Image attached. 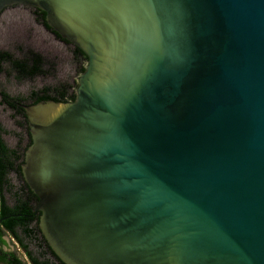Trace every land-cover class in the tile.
I'll list each match as a JSON object with an SVG mask.
<instances>
[{"label":"water","instance_id":"obj_1","mask_svg":"<svg viewBox=\"0 0 264 264\" xmlns=\"http://www.w3.org/2000/svg\"><path fill=\"white\" fill-rule=\"evenodd\" d=\"M15 5L88 58L74 102L22 106V172L55 255L264 264V0H0V14Z\"/></svg>","mask_w":264,"mask_h":264},{"label":"flooded vegetation","instance_id":"obj_2","mask_svg":"<svg viewBox=\"0 0 264 264\" xmlns=\"http://www.w3.org/2000/svg\"><path fill=\"white\" fill-rule=\"evenodd\" d=\"M18 7H23V6L15 5L12 7H8L1 12L0 17L6 15L9 9L18 8ZM23 8H27L33 12L35 19L38 22L39 28L42 30L43 33L49 36V39L55 42V44L57 45L56 49H58L61 46L65 48L66 51L67 50L70 51V57L67 60H61V59L58 60L57 55L59 52L57 51L55 53V56L53 55L54 56L53 59L55 61H51L50 59L51 55L45 49H43V51H40V52L36 50L31 51L29 54L34 53L38 55L37 57L40 56L42 58L41 65H36V62L33 61L32 63L33 71H35L36 66H38V68L39 67L41 68L42 72L40 74H35L33 78H27V79L47 77L46 79L49 80V83L47 86L43 87L40 90L41 95L43 94L44 90L48 89L50 92H56V91L60 93L70 92L72 95H76L77 97L78 89L80 86V79L84 73L83 69L87 67L88 58L86 59L84 57L81 50H78L79 48L63 40L62 38H59L60 36H58L53 31V29H51L47 25L46 16H44V14L40 12L41 10H38L35 8H28V7H23ZM0 51L12 54L11 52L6 51V50L0 49ZM37 57L35 56L36 59ZM13 59L20 60V59H17L14 55H13ZM37 63H39L38 59H37ZM65 63L66 65L64 66ZM5 64H10V63H5ZM4 65H3V68H4ZM64 67H66L65 68L66 73L63 72ZM51 71L57 72V76H54L53 74H51ZM13 72L19 75L17 71H13ZM20 78H24V77H20ZM17 104L20 107H22L23 105H31L33 103L32 101L24 100L22 102H18ZM17 115L22 117V121L19 122L18 125L23 130V136L16 134L14 138V143H12V146H9L6 140L4 139L6 144L9 146V148L21 156V159L14 166L15 170H18L19 167H21L22 169V166L25 163L26 152L33 142L32 136L30 133L29 123L25 116V112L22 115H19L17 113ZM4 136L5 134H3V138ZM13 176L17 179L16 175H13ZM13 186L14 188L12 190L4 189V191H3V188L0 186V215L2 214V208H3V200H4L3 196H5L6 198V194H10L11 196H9V198H6L7 205H9L11 208H15L18 205L19 200H16L13 197L14 193L18 191H21V192L28 191L27 188H24L25 184L20 183V181L18 183L13 182ZM21 202L22 204H28V206L32 209V212H33L32 214H25L24 216H25V222L29 223V228L35 231V235H33L32 237L25 236L23 234V227H22L23 225L22 223L20 224V222L17 223L18 226L14 228L15 230H5L2 224L4 221L10 219L11 216L6 217V220H4L5 218H0V220H3L0 223V264H33V261H32L33 259L29 255L30 252L41 263H47V261L50 259H53V261L56 262L50 252L51 248L49 246V243L41 230V226H40L41 212H36V207L39 203L38 197L37 199L35 198L31 199V198L25 197V198H22ZM19 216H12V217H19ZM18 236H19V239H18ZM20 239L23 240V242H21ZM23 244L28 247V250L24 248Z\"/></svg>","mask_w":264,"mask_h":264},{"label":"rangeland","instance_id":"obj_3","mask_svg":"<svg viewBox=\"0 0 264 264\" xmlns=\"http://www.w3.org/2000/svg\"><path fill=\"white\" fill-rule=\"evenodd\" d=\"M56 46L55 42L49 39V36L39 28L33 12L29 9L23 7L9 9L6 15L0 17V49L11 52L17 59L22 60L31 51L40 52L43 49L51 55V61H55L53 58L57 51L59 52L57 55L58 60L69 59L70 51H66L61 46L58 50ZM65 68L63 69L64 73H66ZM51 74L57 76L55 71H51ZM46 78H20L19 75L13 72L10 64L4 65V72L0 73V123L7 132L4 139L9 146L14 143L16 134L23 136V130L18 125L22 121V117L18 116L4 102L3 93L12 98L23 97L26 99L31 92L40 93V90L48 85L49 80ZM11 178L14 183L19 182L13 175H11ZM9 196L11 195L6 194V198H9Z\"/></svg>","mask_w":264,"mask_h":264},{"label":"trees","instance_id":"obj_4","mask_svg":"<svg viewBox=\"0 0 264 264\" xmlns=\"http://www.w3.org/2000/svg\"><path fill=\"white\" fill-rule=\"evenodd\" d=\"M44 16L46 14L43 11H40ZM60 38V37H59ZM80 50V49H78ZM82 52V51H81ZM83 53V52H82ZM84 57L87 59V56L83 53ZM38 55L31 53L29 54L25 59L23 60H14L13 55L7 52L0 51V73L4 71L3 65L5 63H10L12 66L13 71H17V73L20 75V77L24 78H33L35 74H40L41 68L36 66L35 71H33L32 63L33 61L36 62V65H41L42 58L39 56L37 59L39 60V63H37V59L35 58ZM86 68L83 69V72H85ZM4 102L13 110H15L19 115L24 114V110L22 107H20L17 103L22 102L24 100L32 101L33 104H37L43 101H50L53 100L55 102H61V103H68V102H74L76 100V95H72L70 92H63L60 93L58 91L56 92H50L48 89L43 91V94L41 95L38 92H31L30 96L26 99L23 97H15L12 98L8 94L3 93ZM6 130L0 123V186L4 189H10L12 190L14 188L13 181L11 178V175H16L17 179L20 181V183H24V188H27L28 191H18L14 193L13 197L16 200H19L18 205L15 208H11L9 205H7V201L5 196H3V208H2V214L0 215V218H6L10 217V219L3 222V227L5 230H15L14 228L18 226L17 223H22L23 227V234L25 236L32 237L35 235V231L33 229L29 228V223L25 222V214H32V209L28 206V204H22L21 200L22 198H35L37 199V196L30 190L28 184L26 183L23 172L21 167H19L18 170L14 169V166L16 163L21 159V156L18 155L15 151L11 150L9 146L6 144L3 134H6ZM20 215V216H19ZM12 216H19V217H12ZM19 239V236H18ZM21 240V239H20ZM23 242V240H21ZM24 248L28 250V247L24 245ZM50 252L52 254V257L56 262L53 261V259H50L47 261V263H41L36 257L33 256V254L30 252L29 255L33 259V264H64L50 249Z\"/></svg>","mask_w":264,"mask_h":264}]
</instances>
